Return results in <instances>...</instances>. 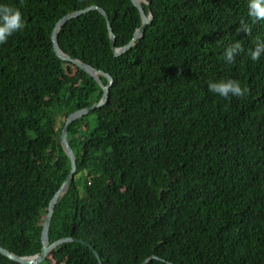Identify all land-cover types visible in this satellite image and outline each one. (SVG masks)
<instances>
[{"label":"trees","instance_id":"trees-1","mask_svg":"<svg viewBox=\"0 0 264 264\" xmlns=\"http://www.w3.org/2000/svg\"><path fill=\"white\" fill-rule=\"evenodd\" d=\"M148 1L151 22L120 55L99 10L60 28L61 48L114 82L105 105L70 124L77 170L55 206L50 241L84 239L104 264L152 255L160 259L147 264H264V53L249 56L264 41V20L249 15V0ZM0 4L19 8L25 22L0 44V245L29 256L42 249L49 201L71 169L65 120L103 95L93 76L57 55L55 24L98 5L121 47L142 17L132 0ZM237 42L243 51L226 61ZM229 79L247 95L209 91ZM55 260L100 264L79 242L56 247L42 264ZM0 264L21 263L0 253Z\"/></svg>","mask_w":264,"mask_h":264},{"label":"water","instance_id":"water-1","mask_svg":"<svg viewBox=\"0 0 264 264\" xmlns=\"http://www.w3.org/2000/svg\"><path fill=\"white\" fill-rule=\"evenodd\" d=\"M132 2L140 10V14L142 17V24L135 31L134 37L127 44H125L124 46H121V47L116 46V34L112 28L110 17L108 15L107 11L103 7H100L98 5H92V6H89V7L68 13L67 15L60 18L55 24V27H54L53 32H52V40H53L54 49H55L57 55L63 60L72 62L73 64H75L76 66L80 67L81 69H83L87 73H89L91 76H93L102 86L103 95L99 101L91 104L90 106L80 108V109L72 112L66 118L64 126H63L62 131H61L60 139H61V144H62L66 154L69 156V158L71 160V169H70V172H69L67 178L64 180V182L62 183L60 188L55 192V194L53 195V197L49 201L48 208H47V215H46V218L44 220L43 228H42V236H41V238H42V249L40 252H38L34 255L21 256V255L14 253V252H11L10 250L5 248L4 246L0 245V253L4 254L5 256L12 259L13 261L19 262L21 264H42L48 258L49 254L56 247H58L64 243H68V242H79V243L88 245L93 250L95 256L98 258L99 263L104 264L101 257H100L98 250L94 247L93 244L88 243L86 240L80 239L77 237L68 236V237L60 238L54 242H51L50 236H49L50 225H51L52 218H53V215L55 212V206L58 203L60 197L63 196L64 194H66L67 191L69 190L71 183L74 179L75 171L77 170V158H76L75 152H74V150H73V148L69 142V138H68L70 124L73 123L75 120L79 119L80 117L87 115L91 110L105 105V103L107 102V100L109 98L110 87L114 82V78L110 73L105 72L104 70L97 69L93 65L86 63L85 61L81 60L80 58H76V57H73V56L67 54L61 48V46L59 44V31H60L61 26H63L69 20H71L73 18H77L83 14H86L91 10H94V9L99 10L105 16V18L107 20V24H108V28H109V32H110V39H111V43H112V48H113L116 55H120V54L124 53L125 51H127L133 44H135L136 40H138L139 38H141L144 35L146 26L151 22V16H152L151 8H149V14H147L144 7H143V2L149 4V1L148 0H132ZM100 75L107 77L109 80V83L108 84L103 83ZM152 259H160V257H158L156 255H152V256L146 258L140 264H147ZM169 264H176V263L169 262Z\"/></svg>","mask_w":264,"mask_h":264},{"label":"clouds","instance_id":"clouds-1","mask_svg":"<svg viewBox=\"0 0 264 264\" xmlns=\"http://www.w3.org/2000/svg\"><path fill=\"white\" fill-rule=\"evenodd\" d=\"M248 7L250 16L257 20H264V0H249ZM22 15L19 8L0 4V44L6 43L10 36L25 27ZM241 51L243 49L238 42L228 47L225 52L226 61L234 62L236 55ZM262 53H264V41H257L254 50L249 52V56L252 61H257ZM209 91L228 98L230 95L244 97L249 92V89L246 86L242 88L237 80L229 79L227 81L210 82Z\"/></svg>","mask_w":264,"mask_h":264},{"label":"rangeland","instance_id":"rangeland-1","mask_svg":"<svg viewBox=\"0 0 264 264\" xmlns=\"http://www.w3.org/2000/svg\"><path fill=\"white\" fill-rule=\"evenodd\" d=\"M61 124H62V122H61V118H59V119H58V122H57V126L60 127ZM60 255H64V253H63V252H58V253H56L55 256L58 258ZM54 262H55V264H59V262L56 261V260H55Z\"/></svg>","mask_w":264,"mask_h":264}]
</instances>
